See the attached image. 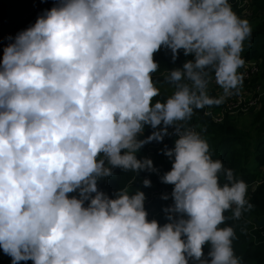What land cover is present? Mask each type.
<instances>
[{"label":"clouds","instance_id":"9594fccd","mask_svg":"<svg viewBox=\"0 0 264 264\" xmlns=\"http://www.w3.org/2000/svg\"><path fill=\"white\" fill-rule=\"evenodd\" d=\"M250 34L229 0H58L9 37L0 59V249L11 264H242L225 212L239 219L252 208L248 185L187 121L239 94ZM161 48L173 62L178 50L192 56L167 72L174 91L163 101L151 76ZM145 125L154 131L138 139ZM170 126L177 138L160 179L173 185V205L161 226L147 219L142 191L125 186L109 198L97 182L115 168L153 170L136 153Z\"/></svg>","mask_w":264,"mask_h":264},{"label":"trees","instance_id":"16d2710c","mask_svg":"<svg viewBox=\"0 0 264 264\" xmlns=\"http://www.w3.org/2000/svg\"><path fill=\"white\" fill-rule=\"evenodd\" d=\"M57 3L58 0H0V59L3 56V48L12 42L8 39L9 37L14 38L19 31L34 24L38 15ZM229 3L240 18L248 20L251 27V34L245 40L241 53L245 63L253 62L258 67V73L250 81L243 82L251 89L258 84L256 79L264 74V0H229ZM191 59V55L185 56L182 50H178L177 59L173 62L170 50L161 48L153 54V60L158 64V69L151 74L152 79L171 71L174 67H181L185 60ZM210 95L218 96L215 91L210 92ZM155 99L163 101L165 98L159 91ZM223 106V104L206 106L204 109L194 110L191 119L187 121V127H200L202 135H207L205 140L209 144L212 158L221 160L225 168L232 169L234 176L248 185L246 199L252 208L243 211L239 219L232 218L231 210L226 211L225 224L234 229L236 238L232 246L234 254L241 259L242 264H264V228H258L254 223L255 219L264 218V178L262 177L264 174V108L260 112L256 111V107L249 109L248 113L256 114L253 129H251L253 131L244 132L238 129L236 123H233L232 118L235 116L226 115L223 123H215L211 116L205 115L207 109L218 111ZM242 115L244 114L237 117ZM153 131L154 129L150 126L145 125L138 139H146ZM175 137L174 130L169 133L168 127V135H165L161 142L155 140L147 142L136 153L137 159L142 160L149 147H153V165L159 170L156 175L150 176V170L147 169L132 172L115 168L111 176L98 180V190L107 194L109 198H115V193L125 186L130 192L140 190L145 196L150 194L152 188L173 189V185L163 183L160 178L171 169L172 160L164 155V149L165 146L168 149L174 146ZM144 178L150 180L149 187L143 185ZM68 195L78 197V192ZM154 205L156 221L162 226L168 222V215L162 214V211L166 209L167 200ZM203 251L208 252L209 246L205 245ZM3 255L2 264H8V259L11 257L4 253ZM20 264H32V261H21ZM189 264H199V261L190 260Z\"/></svg>","mask_w":264,"mask_h":264},{"label":"built area","instance_id":"2783aa9c","mask_svg":"<svg viewBox=\"0 0 264 264\" xmlns=\"http://www.w3.org/2000/svg\"><path fill=\"white\" fill-rule=\"evenodd\" d=\"M240 72L244 73V82L250 81L257 73H258V67L253 62L245 63V65L242 67V70ZM216 85L214 82H210L208 86L210 85ZM256 92L252 93L250 96L246 98H242L241 96H233L228 100H225L223 103V108L221 110L215 111L213 109H207L206 112L210 113L207 116H211L215 123H223L226 115L229 116H237L241 114H246L249 112V109L251 108H257L260 106V100L261 97L264 95V92L261 91L259 87H256V85L253 87ZM244 92H248V89H244ZM205 112V113H206ZM192 128L194 131L202 135L200 127H189ZM174 130L173 127H169V133H171ZM175 135V132H174ZM176 136V135H175ZM177 137H175L176 139ZM153 147H149V150L146 152V155L142 159H150L152 161L153 165ZM159 172L157 167H154L153 170L150 171L151 175H156ZM148 179V178H144ZM149 180V179H148ZM172 188L170 187H163L162 189H154L152 188L150 194L145 196V202H144V208L146 212L148 213L147 219L156 220L157 216L154 214L156 211V207L154 204L157 202H163L167 200V206L166 209L171 207L173 205V200L171 197ZM167 196V199H163L162 197ZM151 207H155L154 210L151 209ZM165 210L162 211L163 215H168L169 213ZM175 215V214H174ZM204 256L202 259L208 258L207 257V251H203ZM210 259V258H209Z\"/></svg>","mask_w":264,"mask_h":264},{"label":"rangeland","instance_id":"374dc122","mask_svg":"<svg viewBox=\"0 0 264 264\" xmlns=\"http://www.w3.org/2000/svg\"><path fill=\"white\" fill-rule=\"evenodd\" d=\"M166 74L167 73H162V74L157 75L155 78L152 79L153 82L158 87L159 91L163 93L165 99L169 95H171L172 92L174 91V88L165 79ZM256 80L258 83L256 85V87H259L261 89V91L264 92V74H262V76H259ZM244 89H248V92H244L243 91ZM208 91H209V93L212 91H215V93L217 95H220L222 92V90L217 85H212V84L210 86H208ZM254 92H256V90L254 88L249 89L248 87H246L243 84L239 94L234 95V96H237V97L241 96L242 98H246ZM231 97H233V96H231ZM231 97H228L226 100L230 99ZM263 108H264V95L261 97L260 106H258V109L256 111L260 112ZM255 116H256L255 113H246L242 116H238V117L235 116V118H232V119H233V123L237 124V127L239 130L244 131V132H249V131H253L251 129H253V122H254ZM206 136H207L206 134L201 135V137L203 139H206ZM140 158H142V157H140ZM262 177L264 178V174L262 175ZM3 258H4V255H3L2 249H0V264H2ZM4 260L6 261L7 259H4ZM8 264H11V258L8 259ZM19 264H20V262H19Z\"/></svg>","mask_w":264,"mask_h":264},{"label":"water","instance_id":"95a60500","mask_svg":"<svg viewBox=\"0 0 264 264\" xmlns=\"http://www.w3.org/2000/svg\"><path fill=\"white\" fill-rule=\"evenodd\" d=\"M105 165H107V161L105 160ZM253 189H256V188H253ZM254 223L256 224V226L258 228H264V218H261V219H255L254 220Z\"/></svg>","mask_w":264,"mask_h":264},{"label":"crops","instance_id":"0c3cea01","mask_svg":"<svg viewBox=\"0 0 264 264\" xmlns=\"http://www.w3.org/2000/svg\"><path fill=\"white\" fill-rule=\"evenodd\" d=\"M151 209H152V210H154V209H155V207H151Z\"/></svg>","mask_w":264,"mask_h":264},{"label":"bare ground","instance_id":"6f19581e","mask_svg":"<svg viewBox=\"0 0 264 264\" xmlns=\"http://www.w3.org/2000/svg\"><path fill=\"white\" fill-rule=\"evenodd\" d=\"M212 90V89H211ZM168 135V134H167ZM173 136V135H172ZM173 139V138H172Z\"/></svg>","mask_w":264,"mask_h":264}]
</instances>
